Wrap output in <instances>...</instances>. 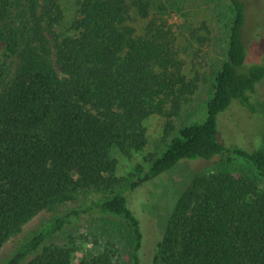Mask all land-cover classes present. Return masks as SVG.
<instances>
[{
    "label": "trees",
    "instance_id": "16d2710c",
    "mask_svg": "<svg viewBox=\"0 0 264 264\" xmlns=\"http://www.w3.org/2000/svg\"><path fill=\"white\" fill-rule=\"evenodd\" d=\"M224 1L233 16L207 117L183 127L133 187L185 160L228 159L218 172L192 177L176 196L149 264H264V145L253 151L228 145L220 128L233 103L251 106L264 64H247L255 42L247 1ZM76 6L69 21L63 0H0V43L18 60L11 73L0 57V252L20 239L5 264H75L74 250L56 239L81 215L124 222L130 264H143V220L127 195L111 190L119 183L113 152L143 150L144 121L154 114L166 118L169 135L200 87L199 73H187L166 1L76 0ZM139 19L147 20L143 32ZM81 192L93 197L71 210ZM43 212L52 220L20 238ZM79 264L120 263L104 250Z\"/></svg>",
    "mask_w": 264,
    "mask_h": 264
},
{
    "label": "rangeland",
    "instance_id": "374dc122",
    "mask_svg": "<svg viewBox=\"0 0 264 264\" xmlns=\"http://www.w3.org/2000/svg\"><path fill=\"white\" fill-rule=\"evenodd\" d=\"M167 10L165 17L178 34L182 46V58L186 62L187 73L200 75V87L184 105L179 116L173 119V131L167 135V120L154 114L144 121L148 144L140 151L125 155L114 150L113 157L118 161L115 177L118 185L111 189L115 193L128 196L132 208L142 218L145 226L146 243L143 249V264H149L157 241L163 236L167 217L172 210L176 196L185 188L192 177L216 173L223 167L228 157L217 156L212 160H185L160 178L137 188L140 181L152 167V161L165 152L172 138L185 126L203 122L207 117L208 102L213 96V87L218 71L226 59L229 24L233 10L224 0H164ZM252 41L249 44L247 64H264V0H246ZM173 2L174 4H170ZM67 19L76 16V0H63ZM147 20L139 19L136 26L143 32ZM208 25L212 34H209ZM193 32L195 35H193ZM256 36V39L254 38ZM197 36L207 37L199 40ZM0 57L5 59L13 73L18 60L6 55L4 43H0ZM256 108L258 110H253ZM221 138L228 145H241L255 150L264 145V81L253 94L251 106L233 105L221 116ZM229 162V161H228ZM234 165L250 167L245 161L233 158ZM110 191V190H109ZM91 195L81 192L78 202L71 210L79 209L88 202ZM47 212L40 213L26 227L20 238L29 237L35 230L52 220ZM130 231L122 221L106 220L81 215L72 218L71 224L59 235L56 242L74 250L73 262H79L90 254L104 250L114 251L120 264H130L128 248ZM20 239L9 242L0 252V264L13 255Z\"/></svg>",
    "mask_w": 264,
    "mask_h": 264
}]
</instances>
